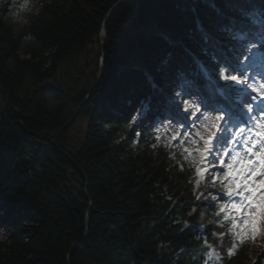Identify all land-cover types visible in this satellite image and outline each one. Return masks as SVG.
Listing matches in <instances>:
<instances>
[{
  "label": "trees",
  "instance_id": "obj_1",
  "mask_svg": "<svg viewBox=\"0 0 264 264\" xmlns=\"http://www.w3.org/2000/svg\"><path fill=\"white\" fill-rule=\"evenodd\" d=\"M192 7L202 6L0 0V226L9 229L0 264H218L205 258L202 237L214 249L223 243L196 226L209 205L193 195V169L151 148L146 126L110 112L158 60L163 34H180L183 48L197 52L188 41ZM220 34L231 58L233 37ZM201 57L218 69L207 50ZM79 118L82 131L70 137ZM172 200L181 205L167 212ZM247 249L220 264H243Z\"/></svg>",
  "mask_w": 264,
  "mask_h": 264
},
{
  "label": "snow or ice",
  "instance_id": "obj_2",
  "mask_svg": "<svg viewBox=\"0 0 264 264\" xmlns=\"http://www.w3.org/2000/svg\"><path fill=\"white\" fill-rule=\"evenodd\" d=\"M204 39L207 40L208 37L205 36ZM239 39L241 40L246 39V36L240 35ZM253 47L254 45L249 44L245 49L248 54L244 55L242 58H239L241 65H242V70L245 71V73H246L247 67H250L251 63H255L257 57L261 55L259 53H254L252 51ZM261 58L264 59V57H261ZM201 71H203V68H201ZM219 75H220V78L224 81H230V82H233L234 84H238L248 89H251L253 92L256 93V96H254L252 99L255 100L257 97H259L261 101H264V77L261 78L260 82H250L247 74L243 76L239 74H230V69L228 67H221L219 69ZM245 107L249 113H252L254 111V107L250 104H246ZM188 110H192L193 120L197 118V113H200L202 115L203 119L199 127H196L195 125H193V127L195 128L194 133L191 131L185 132L184 138H180V139H178L179 130H177V132L170 137V140L174 143V145L178 143L179 145L182 146L184 144V139H189V142L194 146L195 151L200 155L201 162L204 165L203 167H198L196 169V171L201 176H203L204 173L208 172L209 168L211 166H215V163L218 162L220 166L228 170L224 173V175L233 177V183H235L233 162L237 161L240 154L236 153V155H232L231 159L226 164L225 158L229 157L230 153L232 152V149L227 148L226 150L222 151V150L217 149L216 145L221 142H224L226 144H236L239 141L240 137L243 135L245 129L241 127L239 128L238 131H232L231 128L228 127L226 114L222 108H214L213 111L211 112H207V111L202 112L199 105H196L194 103H191L185 100L184 101V111H188ZM262 112H264V109H262ZM257 125H258L259 131H257L255 135L264 137V123L257 121ZM225 133H230V135L225 137L224 135ZM261 149L262 151H264V145L261 146ZM182 150L184 152H188L189 154H191L190 150L186 147H184ZM246 150L248 152L252 151L251 147H247V143H246ZM213 156L216 157V162H214L211 159V157ZM261 166H264V158H261ZM243 171H244L243 167L240 166L239 172H240L242 181L244 179ZM218 175L219 173H217L216 175L212 177L213 183L216 182V178ZM234 194L240 195L239 192L234 193V190L230 186L226 195H228L229 197H232ZM245 199H247V197ZM254 210L257 211V216L255 218L251 216V212ZM220 211L223 212L224 209L221 208ZM237 211H240V209H237ZM248 214H249L248 219H245L243 223L245 225L251 224L254 230L256 223L262 217H264V197L261 198V203L256 206V209H253L251 207V204L249 205ZM225 218L227 219V217ZM233 225L234 227L236 226L235 221H233ZM233 234L235 235V233Z\"/></svg>",
  "mask_w": 264,
  "mask_h": 264
},
{
  "label": "rangeland",
  "instance_id": "obj_3",
  "mask_svg": "<svg viewBox=\"0 0 264 264\" xmlns=\"http://www.w3.org/2000/svg\"><path fill=\"white\" fill-rule=\"evenodd\" d=\"M253 15H254L255 19L260 23V25L263 24V26H264V14L260 13L259 15H257V14H253ZM261 37H263V38H261ZM248 43L254 45L253 48L255 49V51H258L259 53L263 52L264 51V34H262L257 40L256 39L253 40L252 38L249 39ZM241 67H242V65L240 63L238 68H241ZM237 88L240 90L247 89L246 87H243L241 85H239ZM200 119L202 120V118L199 117V120ZM199 120H194L193 124H195ZM172 124H173V122L172 123L167 122V123H164V125L161 124L162 126H159L157 128L158 134H160L162 139L166 142H168V139L170 140V137L173 134H175L176 131L178 130V128L174 127ZM82 127H83V120L82 119L76 120L75 123L73 124V126L69 129V136L74 137L75 133L82 131ZM179 134H180V130H179ZM182 138H184V136H182ZM187 143H188V141L184 140V144L182 145L183 146L182 148L186 147ZM217 173L218 172L211 171L210 178H212ZM217 177H219V175ZM207 193H208V199L209 198L210 199H221L220 196L219 197L216 196L217 191L214 189H211V187L209 188V190H207ZM234 202H236L235 198L233 200V203L229 206L228 211L224 210L223 212H221V214L225 216V215L229 214L230 210H237L236 209L237 205ZM256 224H257V226H255V227H258V230L256 231V235L254 237L252 247L249 249V252H248L249 263L252 262L253 264L257 263L260 257H264V249L262 247V244L264 241L263 217ZM236 225L238 227L245 226V224L241 220L237 221Z\"/></svg>",
  "mask_w": 264,
  "mask_h": 264
}]
</instances>
